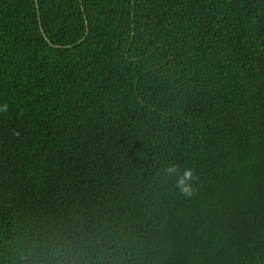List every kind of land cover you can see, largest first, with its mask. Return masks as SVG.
Wrapping results in <instances>:
<instances>
[{
	"label": "trees",
	"instance_id": "trees-1",
	"mask_svg": "<svg viewBox=\"0 0 264 264\" xmlns=\"http://www.w3.org/2000/svg\"><path fill=\"white\" fill-rule=\"evenodd\" d=\"M69 244L264 264V0H0V264Z\"/></svg>",
	"mask_w": 264,
	"mask_h": 264
},
{
	"label": "clouds",
	"instance_id": "clouds-1",
	"mask_svg": "<svg viewBox=\"0 0 264 264\" xmlns=\"http://www.w3.org/2000/svg\"><path fill=\"white\" fill-rule=\"evenodd\" d=\"M4 110H7L6 106ZM164 174L169 177H176L175 187L185 198H190L195 194L196 188L193 184L198 177H196L193 169L185 168L181 172L179 165L173 163L164 169ZM28 256H34V264H80L79 249L73 251L70 244L67 247L56 246L54 250L43 257L35 249L22 251L19 256L20 264H24Z\"/></svg>",
	"mask_w": 264,
	"mask_h": 264
}]
</instances>
